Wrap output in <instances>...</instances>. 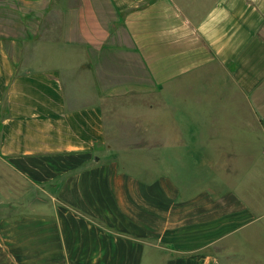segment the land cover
Listing matches in <instances>:
<instances>
[{"label": "crops", "instance_id": "crops-1", "mask_svg": "<svg viewBox=\"0 0 264 264\" xmlns=\"http://www.w3.org/2000/svg\"><path fill=\"white\" fill-rule=\"evenodd\" d=\"M215 106L256 143L264 0H0V264H264L251 204L162 175L236 144Z\"/></svg>", "mask_w": 264, "mask_h": 264}, {"label": "rangeland", "instance_id": "rangeland-1", "mask_svg": "<svg viewBox=\"0 0 264 264\" xmlns=\"http://www.w3.org/2000/svg\"><path fill=\"white\" fill-rule=\"evenodd\" d=\"M17 49L19 50V48ZM113 104L118 110H121V108L123 110L127 109L128 106V104L124 103L125 105H123L121 102H114ZM210 114L213 117L217 116L219 122L217 128L219 129H210L209 134L215 135L218 142H234L236 139L237 142H234L236 144L220 145L214 143L208 145L209 153L204 155L202 159L191 158V160H187L185 159L186 156L183 155L180 160L162 162L166 165L164 168L161 167L162 175L170 177L169 179L180 190L183 197L196 196L206 192L210 196L218 197L232 193V191L237 196L239 195L241 199L251 204L254 210H257V220L254 222L253 227L244 231V233L251 234L250 232L253 231L252 233H255L259 239L256 243H263L264 246V126H260L257 130L256 143L239 144L238 118L232 112L222 110L217 106ZM211 120L214 121L213 118ZM113 131L115 134L116 130ZM152 131L146 129L144 135H151ZM120 132L123 135L122 140L125 144L107 146L110 152H115V147H117V149L120 148L127 154H132L133 151L148 147L137 143V129L132 123L123 122ZM130 141L134 143H129ZM218 148L221 150H217ZM231 150L234 153H230ZM127 154L126 156H128ZM136 161L147 166H151L152 163L151 160L137 159ZM229 242L231 243V241Z\"/></svg>", "mask_w": 264, "mask_h": 264}]
</instances>
